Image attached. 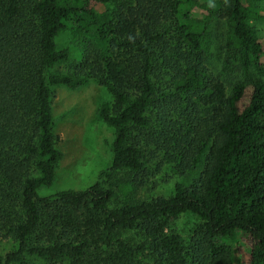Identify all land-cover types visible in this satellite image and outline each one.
Returning a JSON list of instances; mask_svg holds the SVG:
<instances>
[{
	"label": "trees",
	"instance_id": "obj_1",
	"mask_svg": "<svg viewBox=\"0 0 264 264\" xmlns=\"http://www.w3.org/2000/svg\"><path fill=\"white\" fill-rule=\"evenodd\" d=\"M114 2L0 0V239L16 243L0 264H237L230 244L243 238L247 264H264V44L255 24L264 0ZM220 19L225 61L240 75L231 90L209 66L208 29ZM66 31L97 42L95 55L59 48ZM72 60L73 71H52ZM89 78L113 96L98 110L115 128L111 161L89 188L42 196L63 157L51 87ZM155 153L182 172L206 162L172 195L139 199L132 174ZM187 214L200 220L189 241L171 227Z\"/></svg>",
	"mask_w": 264,
	"mask_h": 264
},
{
	"label": "rangeland",
	"instance_id": "obj_2",
	"mask_svg": "<svg viewBox=\"0 0 264 264\" xmlns=\"http://www.w3.org/2000/svg\"><path fill=\"white\" fill-rule=\"evenodd\" d=\"M110 6H118L117 0ZM204 1V0H201ZM111 8V7H110ZM259 29L258 35L264 44V22H255ZM210 37L206 43L209 66L215 75H219L231 90L235 82L240 79L237 70L228 66L225 61V45L229 28L222 19L214 20L208 29ZM59 48L78 46L82 50L91 51L93 55L98 43L90 40H75L69 31L57 37ZM74 60L62 62L53 67L56 73L73 71ZM52 90V109L56 122V148L63 153L56 168L55 181L49 187L38 190L42 196L53 195L64 189L84 190L94 184L100 171L106 169L112 158V144L115 139V128L99 118L98 110L103 103L109 106L113 103V96L98 80L89 78L85 84L73 89L66 85H56ZM153 151V150H151ZM146 171L133 173L137 183H140L137 198L151 199L158 196H170L174 193L175 184L182 182L190 185L200 177L205 165V157L199 166L190 171L182 172L178 164L170 162L164 154L147 155ZM125 176L124 173L118 177ZM108 187V184H106ZM125 201L123 196L114 200L115 205ZM200 222L192 214L183 215L172 222V228L186 241H189L196 224ZM126 235L133 237L132 232ZM230 244V243H229ZM232 245L240 258L237 264H247L251 255V245L243 238L240 244ZM16 243L11 238L0 239V254L4 255L14 249ZM33 261L42 264L38 257H31Z\"/></svg>",
	"mask_w": 264,
	"mask_h": 264
}]
</instances>
